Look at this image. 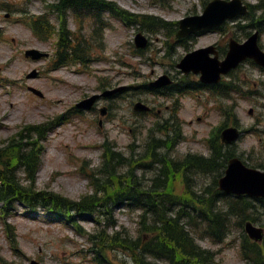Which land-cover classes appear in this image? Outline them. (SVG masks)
Segmentation results:
<instances>
[{
    "label": "rangeland",
    "instance_id": "374dc122",
    "mask_svg": "<svg viewBox=\"0 0 264 264\" xmlns=\"http://www.w3.org/2000/svg\"><path fill=\"white\" fill-rule=\"evenodd\" d=\"M116 1L131 12L156 15L173 22L202 13L205 6L203 0ZM248 1L256 4L260 0ZM44 3L43 0H0V148L9 146L29 125L49 123L52 126L43 142V163L37 178L39 189L54 190L74 199L90 193L92 184L84 173H94L93 169L100 166L103 144L108 143L125 153L130 144L140 150L147 129L157 120L169 116L176 102L180 106L178 115L185 139L178 144L174 155L208 154V139L216 127L225 121L232 124L237 120L243 129H251L239 140L238 151L250 155L256 162L264 161V95L258 93L264 92V73L253 63H244L236 73L248 93L233 91L222 95V103L207 90L186 92L175 99L143 92L145 83L164 72L180 81L183 74L176 66L179 58L189 50L214 42L222 46L225 39L235 36L234 22L237 21L226 24L227 32L218 30L189 37L185 46L176 41V34L140 30L138 23L129 25L110 17L111 25L105 32L106 51L90 66H55L57 35L48 40L39 38L30 26L20 21L27 13L16 9L33 15L45 14ZM51 18L57 22L53 14ZM69 25L85 35L91 28L88 20L78 22L74 15L69 16ZM138 31H144L150 39L143 55L136 52ZM261 38L264 46V34ZM29 48H39L51 55L39 61L31 60L25 57V50ZM33 70L38 71V76L29 78ZM189 78L188 81L198 80L195 75ZM120 85L128 86L121 95L112 99L103 97L89 110L76 108L81 99ZM28 86L42 90L44 96H39ZM139 99L154 106L155 111L137 114L134 102ZM105 105L109 112L102 115L100 110ZM159 109L162 112L157 115ZM176 189L183 191L181 180L176 182ZM19 211L0 214V264H30L33 258L42 264H92L90 242L78 235L71 225ZM115 219L118 228L125 226L135 230L138 212L119 208ZM81 220L87 229L94 228L92 221ZM237 222L234 218L231 234L223 244L198 238L203 246L217 251L218 258L226 264H244L240 245L242 228Z\"/></svg>",
    "mask_w": 264,
    "mask_h": 264
},
{
    "label": "trees",
    "instance_id": "16d2710c",
    "mask_svg": "<svg viewBox=\"0 0 264 264\" xmlns=\"http://www.w3.org/2000/svg\"><path fill=\"white\" fill-rule=\"evenodd\" d=\"M62 4H64L65 9L70 7L75 11L94 9L98 8V6H114L113 3L105 2L104 0H62ZM259 7L263 9L261 18L264 21V3ZM63 27H66L65 19ZM60 44L63 45V36ZM66 47L68 50L74 51V54L79 57L78 47H72L70 42L67 43ZM177 132L180 134L179 130ZM214 140L218 141L217 139ZM211 148L212 154L209 157L189 155L184 161L179 163V168L186 169L187 171H191L192 169L212 171L222 169L228 154L222 150V145L219 143L212 142ZM12 150L13 157L25 167L30 177L34 179L41 161V150L38 148V144L36 142L25 145L16 144L12 147ZM154 154L156 155L155 148ZM0 158L4 159L1 151ZM118 159V162L128 160L121 156ZM112 160L113 157L110 158L109 162ZM168 163H170V160H168ZM3 165L7 168L9 165L8 160L4 161ZM2 173L3 171H0V174ZM133 173L134 171L131 169L129 174L125 175V178L132 177L131 185H125L126 179L121 180L122 187L117 192L116 200L120 195L121 199L126 198L131 200L137 207L143 208L142 232H148V234L145 236L139 235L136 239L127 236L121 239L119 244L126 245V242H128L131 249L140 251L136 255L142 264H150L146 258L149 255L165 258L169 264H217L213 253L201 249L195 243L193 237L189 235L183 223L185 219H188V221L195 219L190 209H198L207 219H210L212 222L211 227L217 229L219 237L222 238V233L227 229L228 217L226 213L215 210L214 199L210 201L199 199L198 202L207 204V208L199 207L198 203L194 202L192 198H182L160 190L161 188H167V178H163V175H167V173L160 172L158 178L149 189L142 188L140 180ZM187 178L189 179L188 176ZM2 179L3 182L0 184V200L3 201L17 198L24 199L30 203H49L56 205L64 212H67L72 207L83 209L87 201V198L84 201H70L54 193L35 192L34 187L22 186L10 176H4ZM102 199L104 198L93 195L91 201L97 204ZM262 202L264 206V200ZM175 207L178 208L176 214H170ZM113 238L116 239L115 236ZM103 244L106 245L107 243ZM247 250L248 252H254L255 248L252 246L248 247ZM258 264H261V262Z\"/></svg>",
    "mask_w": 264,
    "mask_h": 264
},
{
    "label": "water",
    "instance_id": "95a60500",
    "mask_svg": "<svg viewBox=\"0 0 264 264\" xmlns=\"http://www.w3.org/2000/svg\"><path fill=\"white\" fill-rule=\"evenodd\" d=\"M245 9V7L241 6L240 0H235L231 3L216 0L209 5L204 17L197 18L200 22L197 24V26H195L194 29L196 30L206 27L207 25L220 23L225 19L226 16L245 11ZM256 41L257 35H254L245 45H239L236 42H233V49L223 68L219 67V63L215 59L209 60L206 57L207 50H201L190 55L184 60L182 65L187 70L191 68L196 70L203 69L205 72L204 78L206 80H217L221 71H227L231 66L236 65L247 55L256 56L261 62L264 63V57L261 56V53L257 48ZM28 53L33 54L34 57L41 55L34 50L28 51ZM236 137L237 132L235 129L229 128L225 130V139L232 140ZM221 185L227 191H248L250 193L264 194V174L255 170L247 169L238 159H233L231 161L230 168L228 169V175L221 179ZM248 228L253 236L257 238L262 237L261 231L259 229L252 227L250 224ZM33 264L38 263L33 262Z\"/></svg>",
    "mask_w": 264,
    "mask_h": 264
}]
</instances>
